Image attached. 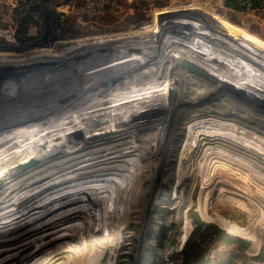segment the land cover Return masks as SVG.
<instances>
[{"label": "rangeland", "instance_id": "1", "mask_svg": "<svg viewBox=\"0 0 264 264\" xmlns=\"http://www.w3.org/2000/svg\"><path fill=\"white\" fill-rule=\"evenodd\" d=\"M0 28L15 29L14 40L0 39V67L36 66L23 95L13 91L19 84L0 85L15 96L0 99V149L12 152L2 162L16 160L0 167V258L22 259L5 264H26L80 237L92 244L115 229L120 234L105 243L51 264H186L190 249L191 264H264V0H0ZM39 54H58V66L19 63ZM130 56L156 68L129 72L117 80L129 86L119 90L110 74L114 93L124 99L132 89L139 99L119 101L90 133L94 123L78 117L102 78L90 67L105 71ZM181 64L195 83L183 97L182 75L177 83L169 68ZM225 76L252 87L234 88ZM83 80V96L67 104ZM53 104L64 108L53 112ZM176 104L183 109L175 116ZM40 112L47 115L38 120Z\"/></svg>", "mask_w": 264, "mask_h": 264}, {"label": "bare ground", "instance_id": "2", "mask_svg": "<svg viewBox=\"0 0 264 264\" xmlns=\"http://www.w3.org/2000/svg\"><path fill=\"white\" fill-rule=\"evenodd\" d=\"M126 42H124L123 44H125ZM112 44V42L109 44H107L108 46H110ZM137 45V44H136ZM121 46H124V45H121ZM131 46V45H130ZM168 46V45H167ZM91 47V46H90ZM112 45L110 46V49H112ZM137 47V46H136ZM135 47V48H136ZM114 48V47H113ZM115 49H116V47H115ZM132 49V48H131ZM130 49V50H131ZM134 51V50H133ZM155 51V50H154ZM78 54V53H77ZM109 54V53H108ZM171 54V53H170ZM152 55V54H151ZM107 56V55H106ZM33 57V56H32ZM34 57H40V58H38V59H31V60H29V61H25L24 59H21L22 61H24V62H22V61H20L19 63H26V62H32L33 64H35L34 62H36V60L37 61H44V62H51V63H53L54 61L56 62V59H60L61 57H58V54L57 55H55V56H51V55H48V54H46V55H44V54H39V55H37V56H34ZM33 57V58H34ZM152 57V56H151ZM53 58V59H52ZM178 58V57H177ZM103 59H106L107 60V58H103ZM69 60V59H68ZM92 60H96V61H98V59H92ZM140 60V61H139ZM161 60V59H160ZM147 60L146 59H144V58H137L136 56L135 57H133V56H130V58H128V59H123V57L122 58H120V59H118V57H117V61H116V63H110V64H108L107 66H105V68H106V70L105 71H102V70H99V69H97V66H96V64H93L91 67H90V69L89 70H92V71H96V70H98L99 72H101L100 73V75H102V78H100V81H98L97 80V86H96V88H95V91H94V93H93V95H90L89 97L87 96V97H85V102L83 101V103H81L80 105H84V107L82 108V109H80V106H79V112H80V114H78V117H81V118H83L84 116L87 118V119H90V121H89V125H91V124H93L91 127H90V129H89V132L91 133V131L93 130L92 128H94V127H97V124L100 122H102V117H104V116H106L107 117V112H109V109L110 108H112L114 105L115 106H117V105H119V104H121V103H124V102H128V101H135V100H138L139 99V97H138V93L137 92H135V93H131L132 92V89H131V92L129 93V94H127V95H125V97H124V99H122L123 98V96L122 95H120V93H117L118 91L117 90H115L116 88H114V87H112L113 85H111V83L110 82H108V77H109V75L111 74V76H117V78L115 79V81H116V86H117V89H118V87L120 88V89H122L123 88V86H125L124 88H126L127 86H129V85H127V83L126 84H123V85H121V84H118L117 83V80H119V78H124V77H126L127 76V74L129 73V72H132V73H135V72H137V73H140V74H143V73H147V71L150 69V68H156L154 65H152V63H153V61L151 60L150 62L148 61L147 63H145ZM205 61V60H204ZM44 62H43V64H44ZM67 62V61H66ZM126 62V63H125ZM139 62H140V64H139ZM141 62H143V64H141ZM154 62H155V60H154ZM150 63V64H149ZM163 63V62H162ZM170 63V62H169ZM181 63V62H180ZM185 63H187L188 65H189V63L188 62H186L185 61ZM1 64V63H0ZM31 64V63H30ZM41 64V63H40ZM50 64V63H49ZM87 63H86V61H85V68L86 67H88L87 65H86ZM160 64V63H159ZM171 64V63H170ZM208 64H210V63H207V65ZM14 65H16V64H14ZM25 65V64H24ZM29 65V64H28ZM32 65V64H31ZM45 65V64H44ZM116 65V67L117 66H119V68H117L119 71H117L114 75H112V73L110 72V69H112L114 66ZM174 65V64H173ZM185 65V64H184ZM184 65H179V68H178V66H177V68H176V65H175V68H173L172 66H170L169 68H172L173 70H175V72H174V74H173V76L171 77L173 80H175L177 83H179L178 82V79H176V77L175 76H179V75H182L181 77H182V79L180 80L179 79V81H180V87H179V92H180V95L179 96H184L183 94H184V92H186V90H187V87H188V85H189V83H194V80H193V78H192V82H191V79L189 78V75L187 76V72L186 71H183L185 68H187L186 66H185V68H184ZM187 65V66H188ZM206 65V66H207ZM8 66V65H7ZM10 66V65H9ZM12 66V65H11ZM41 66V65H40ZM101 66V65H100ZM160 66V65H159ZM180 66L181 67H183L182 69L180 68ZM199 66V65H198ZM202 66V65H201ZM209 66H212V67H214V68H216L215 66H213V64H210ZM2 67H4V66H2ZM13 67H15V66H13ZM38 67V66H37ZM42 67H43V65H42ZM45 67V66H44ZM52 67V66H51ZM50 67V68H51ZM195 67H197V66H195ZM194 67V68H195ZM39 68V67H38ZM136 68V70H134V72H133V69H135ZM102 69V68H101ZM104 69V68H103ZM177 69V70H176ZM208 69V68H207ZM217 69V68H216ZM220 69V68H219ZM35 70H37V69H35ZM39 70H42V68L41 69H39ZM45 70H46V68H45ZM48 70V69H47ZM153 70V69H152ZM186 70V69H185ZM188 70V69H187ZM211 70V69H210ZM25 71H27V70H25ZM67 71H69L70 73H71V70H67ZM66 71V72H67ZM97 71V72H98ZM113 71V70H112ZM229 71V70H228ZM30 72H31V70H30ZM35 72V71H34ZM157 72V71H156ZM199 72H200V70H199ZM203 72H204V70H203ZM203 72L201 73V74H203ZM206 72V71H205ZM39 73H40V71H39ZM68 73V72H67ZM131 73V74H132ZM172 73V72H171ZM220 73H221V71H220ZM222 73H224L225 74V71H223L222 70ZM230 73V72H229ZM46 75V78H48V76L49 75H52V73H45ZM56 74V73H55ZM87 74H89V73H87ZM38 75V74H37ZM62 75V74H61ZM135 75V74H134ZM153 75V74H152ZM213 75V74H212ZM56 76V75H55ZM57 76H59V74L57 75ZM72 76V75H71ZM222 76H223V74H222ZM62 77H64V75L62 76ZM61 77V78H62ZM132 77H134V76H132ZM194 77V76H193ZM228 77V76H227ZM226 76L224 77L225 79L227 78ZM238 77V76H237ZM61 78H58V77H56L55 79H53L52 80V77L50 76L49 77V79H48V81H53V82H55V80L57 81V80H60ZM73 78V77H72ZM129 78H131V77H129ZM179 78V77H178ZM197 78V80L199 81V79H198V77H196ZM230 77H228L227 79H229ZM232 78V77H231ZM31 79V78H30ZM165 79V78H164ZM194 79H195V77H194ZM205 79V78H204ZM222 79V78H221ZM224 79V80H225ZM234 79V78H233ZM232 79V80H233ZM236 79H239L238 80V82H240V78H236ZM44 80V79H43ZM76 80V79H75ZM128 80H130V79H128ZM131 80H133V79H131ZM161 80V79H160ZM184 80V81H183ZM206 80V79H205ZM220 80V79H219ZM223 80V79H222ZM242 80V79H241ZM135 82H137V80H134ZM134 81H132V82H134ZM183 81V82H182ZM185 81H187V82H185ZM200 81L202 82V84L204 83V81H203V79H200ZM228 81V80H227ZM226 81V82H227ZM229 81H231V79H229ZM234 81H236V80H233V82ZM244 81V80H243ZM248 81V80H247ZM27 82V81H26ZM25 82V83H26ZM86 82H88V81H85V83ZM197 82V81H196ZM232 81L230 82V84H233V85H235V83H233ZM246 84H240L241 86H239V85H237V83H236V86H239V87H241L242 89H244L245 91H248V89L249 88H251L252 86L251 85H249L246 81H244ZM249 82H251L250 80H249ZM84 83V80L82 81V82H79V83H76L75 85H80L79 87H81L79 90H78V92H80L79 93V95H77L76 97H74L73 98V96L71 97L72 99L70 100V99H68V103L67 104H70V103H72V102H74L75 100H77L78 98H81L82 96H83V88H86L87 87V84H85V85H83L82 86V84ZM200 83V82H199ZM51 84V83H50ZM67 84V83H66ZM65 84V85H66ZM134 84H136V83H133V85ZM173 84V83H172ZM195 84V83H194ZM223 84H224V82H223ZM228 84H229V82H228ZM24 85V84H23ZM23 85H18L20 88H18L17 89V87H15L16 89L15 90H13L14 91V93H17V95H23V93H26L27 92V90L26 89H24L23 88ZM43 85L44 84H42V86L38 89V90H42V89H45V88H43ZM68 85V84H67ZM159 85V84H158ZM161 85V84H160ZM178 85V84H177ZM198 85V84H197ZM201 85V84H200ZM222 85V84H221ZM14 86V85H13ZM52 86V85H51ZM61 86V85H60ZM63 86V85H62ZM74 86V85H73ZM72 86V87H73ZM162 86H163V84H162ZM9 87V86H8ZM59 87V86H58ZM67 87V86H66ZM170 86H168V88H169ZM197 87V86H196ZM217 87V86H216ZM55 88V87H54ZM114 88V89H113ZM133 88H134V86H133ZM138 88V87H137ZM198 88V87H197ZM212 89L214 88V86L213 87H211ZM29 89V88H28ZM52 89V88H51ZM136 89V88H135ZM162 89H163V87H162ZM170 91H171V93L173 94V96H174V99H175V96H176V93L174 92V91H172V89H173V87H170ZM175 89V88H174ZM9 90V89H8ZM53 90V89H52ZM66 90H68V89H66ZM65 90V91H66ZM119 90V89H118ZM124 90V89H123ZM151 90V89H150ZM195 90V89H194ZM198 90V89H197ZM1 92H2V94H0V99H2L3 101L4 100H9V99H11L10 97L11 96H14V93H12L13 95H9V91L8 92H4V91H2V90H0ZM114 91H117L116 93H114ZM122 91V90H121ZM125 91V90H124ZM127 91H129V90H127ZM135 90H133V92H134ZM146 91V90H145ZM153 91H155V90H153ZM201 91V90H200ZM240 91V90H239ZM244 91V92H245ZM254 91V90H253ZM0 92V93H1ZM152 92V91H151ZM229 92V91H228ZM241 92V91H240ZM7 93H8V95H7ZM75 93V92H74ZM256 93V92H255ZM254 93V94H255ZM121 94H123V92L121 93ZM227 94V93H226ZM16 95V94H15ZM25 95V94H24ZM67 95V94H66ZM65 94H64V96H66ZM159 95V94H158ZM163 95V94H162ZM215 95V94H214ZM237 95V94H236ZM257 95V94H256ZM54 96V95H53ZM143 96H144V94H143ZM223 96H225V95H223ZM229 96V95H228ZM15 97V96H14ZM60 97V96H59ZM181 97V98H182ZM215 97H218V96H215ZM49 98V97H48ZM63 98H65V97H63ZM132 98V99H131ZM141 98H143V97H141ZM140 98V99H141ZM226 98H227V95H226ZM250 98V97H249ZM56 99V98H55ZM131 99V100H130ZM159 99V98H158ZM157 99V100H158ZM1 100V101H2ZM58 100V99H57ZM122 100V102L121 103H119V101H121ZM160 100V99H159ZM183 100H184V98H183ZM236 100V99H235ZM56 101V100H55ZM55 101L53 102V103H55ZM64 101V100H63ZM78 102V101H77ZM76 101H75V103H77ZM81 102V101H80ZM178 102H180L179 101V99H178V101H176V99H175V102H174V104L175 103H177L178 104ZM197 102V101H196ZM235 102V101H234ZM237 102V101H236ZM52 102H50V104H51ZM189 103V102H188ZM47 104H49V103H46L45 105H44V107H46V105ZM79 104V103H78ZM126 104V103H125ZM176 104V107L174 108V109H172V111H177V114H175V116L176 115H178V112L180 111H182V109H179L178 107H180L181 105H177ZM192 104V103H191ZM11 105V104H10ZM183 105V104H182ZM26 106V105H25ZM51 106H53L52 107V111L53 112H55V109H59V107H62V108H64L62 105L61 106H58V108H56L55 106V104H53V105H51ZM66 106V105H65ZM72 106H74V105H72ZM152 106V105H151ZM178 106V107H177ZM3 107V106H2ZM1 107V108H2ZM4 107H5V105H4ZM21 107V106H20ZM20 107L18 108V107H15V109L17 108V110L18 111H20L21 109H20ZM29 107V106H28ZM55 107V108H54ZM70 107H71V105H70ZM12 108H14V106L12 107ZM24 108V107H23ZM41 108V107H40ZM75 108V107H74ZM7 109V108H6ZM25 109V108H24ZM30 109L32 110L33 109V111L34 110H36V108L33 106H30ZM44 109V108H43ZM46 110V109H45ZM50 110V111H51ZM171 110V109H170ZM169 110V111H170ZM184 110H185V108H184ZM183 110V111H184ZM29 111V110H28ZM33 111H31V112H33ZM15 111H13V115L14 114H16L17 112H15ZM18 113H23L22 111L21 112H18ZM50 112H48V114H49ZM76 113H78V112H76ZM130 113V112H129ZM171 113V112H170ZM182 113V112H181ZM4 114V113H3ZM27 114V113H26ZM37 114V113H36ZM174 113H172V115H173ZM239 114V113H238ZM17 116H19V114H16ZM15 115V116H16ZM23 115V114H22ZM45 115H47V113H41L40 112V115H39V117H38V120H39V118H42V117H44ZM62 115V114H61ZM2 116V115H1ZM0 116V117H1ZM24 116H25V114L22 116L23 118H24ZM119 116V115H118ZM168 116V115H167ZM5 117V116H4ZM122 117V116H121ZM174 117V116H173ZM6 118H7V116H6ZM31 118V117H30ZM37 118V117H36ZM54 118V117H53ZM73 118V117H72ZM109 118H110V116H109ZM124 118H125V116H124ZM12 119H14V118H12ZM34 119V118H33ZM108 119V118H107ZM112 119H114V118H112ZM5 120H7V119H5ZM93 120V121H92ZM111 120V119H110ZM210 120V119H209ZM25 121H27V120H25ZM75 121H77V120H75ZM83 121H85V120H83ZM82 121V122H83ZM88 121V120H87ZM86 121V122H87ZM103 121H104V119H103ZM9 122V121H8ZM16 122V121H15ZM22 121H20V122H18L19 123V125H21L22 123H21ZM113 122H114V120H113ZM112 122V123H113ZM10 123V122H9ZM8 123V124H9ZM73 123V122H72ZM104 123V122H103ZM121 123V122H120ZM142 123V122H141ZM151 123V122H150ZM161 123V122H160ZM160 123L158 124V122L156 123V124H158V125H160ZM25 124V123H24ZM24 124H22L23 126H24ZM81 124V123H80ZM79 124V125H80ZM86 124H88V122L86 123ZM115 124V123H114ZM28 125V124H27ZM77 125V124H76ZM82 125V124H81ZM88 125V126H89ZM166 125V124H165ZM4 126V125H3ZM74 126V125H73ZM87 126V127H88ZM112 126V125H111ZM1 127V126H0ZM13 127V126H12ZM16 127V126H15ZM20 126H18L17 128H19ZM24 127H27V126H24ZM83 127H84V125H83ZM86 127V128H87ZM99 127V126H98ZM97 127V128H98ZM139 128H142L143 126H138ZM21 128V127H20ZM23 128V127H22ZM32 128V127H31ZM42 128V127H41ZM52 128V127H51ZM67 128V127H66ZM82 128V127H81ZM80 128V129H81ZM89 128V127H88ZM133 128V127H132ZM5 129V128H4ZM36 129V128H35ZM50 129V128H49ZM77 129V128H76ZM84 129V128H83ZM96 129V128H95ZM113 129V128H112ZM126 129V128H125ZM18 130V129H17ZM31 130V129H30ZM72 130V129H71ZM82 130V129H81ZM97 130H99V129H97ZM164 130V129H163ZM10 131V130H9ZM111 131H113V132H117L116 130L114 131V130H111ZM125 132H126V130H124ZM228 131V130H227ZM14 132H16V131H14ZM29 132V131H28ZM78 132V131H77ZM89 132H86V134L87 133H89ZM107 132V131H106ZM125 132H122L121 134H119V136L120 135H123ZM21 133V132H20ZM50 133V132H49ZM48 133V134H49ZM75 134H76V132H74ZM112 133V132H111ZM25 134V133H24ZM71 134H72V132H71ZM80 134V133H79ZM114 134V133H113ZM113 134H111V135H113ZM1 135H2V133H1ZM9 135H12L11 133L9 134ZM16 135L17 136H19L18 135V133H16ZM46 135V134H45ZM80 135H82V134H80ZM80 135H78L79 137H81ZM118 135V134H117ZM129 135V134H128ZM78 136H77V138H78ZM1 137H3V135L1 136ZM5 137H6V135H5ZM15 137V136H14ZM13 137V135H12V139L14 138ZM66 137V136H65ZM128 137V136H127ZM131 137V136H130ZM8 138H9V136H8ZM11 138V137H10ZM9 138V139H10ZM27 138V137H26ZM86 138V140H87V138H88V136H86L85 137ZM84 138V139H85ZM110 138V137H109ZM111 138H113V136L111 137ZM115 138V137H114ZM134 138V137H133ZM8 139V140H9ZM21 139V138H20ZM76 139V138H75ZM81 139H82V137H81ZM81 139H79V141H81ZM92 138H90V140H91ZM170 139V138H169ZM5 140H7V139H5ZM17 140V139H16ZM71 140V139H70ZM89 140V139H88ZM107 140V139H106ZM23 141V140H22ZM32 141V140H31ZM69 141V140H68ZM71 141H73V139L71 140ZM102 141V140H101ZM104 141V140H103ZM170 141V140H169ZM168 140H167V142H169ZM16 142V141H15ZM18 142V141H17ZM82 143H84L83 141H81ZM92 142V141H91ZM167 142H165V144L167 143ZM19 143H21L20 141H19ZM19 143H15V144H19ZM40 143V142H39ZM67 143V142H66ZM86 143V142H85ZM84 143V144H85ZM90 143V142H89ZM135 143V142H134ZM70 144H72V143H70ZM154 144H156V143H154ZM1 145V144H0ZM9 145V144H8ZM32 145V144H31ZM68 145V144H67ZM88 145H90V144H88ZM10 146V145H9ZM25 146V145H24ZM43 146V145H42ZM51 146V145H50ZM5 148H6V151H4L3 149H0V167H6V166H9L10 164H14V162H16V160L15 161H10V162H7V161H5L6 162V164L5 165H3V162H4V158H5V160H6V158L8 157V155H11L12 154V152H9V151H7V146L5 145L4 146ZM13 147V146H12ZM17 147V146H16ZM46 147H49V146H46ZM11 148V147H10ZM15 148V147H14ZM13 148V149H14ZM44 148V147H43ZM17 149V148H16ZM20 150V149H19ZM44 150V149H43ZM59 150V149H58ZM57 150V151H58ZM61 150H62V148H61ZM93 150V149H92ZM13 151V150H12ZM15 151V150H14ZM56 151V150H55ZM249 151V150H248ZM39 152V151H38ZM42 152H44V151H42ZM4 153V154H3ZM11 153V154H10ZM6 154V155H5ZM19 154H21V152L19 153ZM18 154V155H19ZM17 155V154H16ZM43 154H41V155H39V156H42ZM46 155V153L43 155V156H45ZM110 155V154H109ZM7 156V157H6ZM37 157V156H36ZM136 157V156H135ZM12 159V158H11ZM21 159V158H20ZM19 159V160H20ZM22 159H24L23 157H22ZM38 159V158H37ZM40 159V158H39ZM2 160H3V162H2ZM27 160V159H26ZM36 160V159H35ZM59 160V159H58ZM21 161V160H20ZM29 161V160H28ZM37 161V160H36ZM81 162V161H80ZM122 162V161H121ZM21 163V162H20ZM88 163V162H87ZM22 164V163H21ZM34 164V163H33ZM12 165H10V167H12ZM16 165V164H15ZM14 165V166H15ZM27 165V164H26ZM42 165V164H41ZM76 165V164H75ZM17 166V165H16ZM15 166V167H16ZM20 166V165H19ZM38 167V166H37ZM23 168V167H22ZM22 168H20V170H22ZM29 168V167H28ZM3 169V168H2ZM7 169H8V167H7ZM16 169H17V167H16ZM16 169H14L13 168V170H16ZM42 169V168H41ZM18 170V169H17ZM129 171V170H128ZM31 172V171H30ZM72 172V171H71ZM13 173H14V171H13ZM13 173H11V175L13 174ZM28 173V172H27ZM26 173V174H27ZM13 175H15V174H13ZM17 175V174H16ZM159 175V174H158ZM5 176V175H4ZM3 176V177H4ZM8 176H9V174H8ZM5 178V177H4ZM9 178H11V176L9 177ZM23 178V177H22ZM1 179V178H0ZM3 179V178H2ZM1 179V180H2ZM5 179H7V178H5ZM4 180V179H3ZM2 180V181H3ZM8 180H10V179H8ZM8 180H6V181H8ZM18 180V178H15V179H13V180H11V181H9L7 184H5L4 186H3V189H6L7 187L9 188L10 186H12L16 181ZM20 180H21V177H20ZM5 181V182H6ZM12 182V183H11ZM9 183H11V184H9ZM9 184V185H8ZM264 192V191H263ZM243 194V193H242ZM15 199V198H14ZM134 199V198H133ZM33 204V203H32ZM13 206V205H12ZM5 207H6V205H5ZM9 207H11V205L9 206ZM16 207V206H15ZM32 207V206H31ZM43 207V206H42ZM14 208V207H13ZM12 207H11V209H13ZM150 208V207H149ZM33 216V215H32ZM23 222V221H22ZM10 223V222H9ZM25 224V223H24ZM8 225V224H7ZM2 226V225H1ZM6 226V225H5ZM228 226H235V227H238L237 225H232V224H230V225H228ZM21 227V226H20ZM38 227V226H37ZM6 228V227H5ZM32 229L34 228V227H31ZM41 228V227H40ZM50 229V228H49ZM48 229V230H49ZM3 230H4V228H3ZM42 230V229H41ZM236 230H238V229H236ZM34 231V230H33ZM39 231V230H38ZM51 231V230H50ZM13 232V231H12ZM45 232H47V231H45ZM114 232V233H113ZM113 232H108V231H102V232H100L96 237H95V241H92L93 243L92 244H90V241L87 239V237L85 236V237H80L77 241H75L74 243H71L70 245H67L65 248H62V249H60L59 251H57L56 253H52V252H49V253H45V254H42L41 256H39V257H37L36 259H33L32 261H29L28 263H26V264H51V263H53V260L55 259V256H57V255H59V254H62V253H66V255L65 256H68V258H70L71 260H72V258H73V255H82L83 254V252L85 251V248L86 247H88V246H90V245H92V246H95V245H100V244H103V243H105V241L106 240H108L109 238H112V237H114V236H117V235H119L120 234V231H119V229H115ZM7 233V232H6ZM112 233V234H111ZM11 234V233H10ZM37 234V233H36ZM29 235V234H28ZM33 235V234H32ZM81 236V235H80ZM30 237V236H29ZM34 237V236H33ZM28 238V237H27ZM40 238V237H39ZM251 238H255V235L254 236H252ZM25 239V238H24ZM38 239V238H37ZM94 239V238H93ZM28 240V239H27ZM28 243V242H27ZM22 244V243H21ZM21 244H19V245H21ZM24 244V243H23ZM22 244V245H23ZM14 248V247H13ZM12 248V249H13ZM11 249V248H10ZM6 251H8V250H6ZM17 251V250H16ZM14 252V251H13ZM18 252V251H17ZM23 252V251H22ZM17 255V254H16ZM9 256H11V254H9V255H5L4 257H1L0 258V263H4V262H6V261H9V262H14V261H17V260H22V259H16V260H14V257H17V256H19V255H17V256H13V258L11 257H9ZM61 256V255H60ZM8 257V258H7ZM5 259V260H2V259ZM19 258H21V257H19ZM74 259V258H73ZM86 261V260H85ZM18 263V262H17ZM71 263V262H70ZM5 264V263H4ZM14 264V263H13Z\"/></svg>", "mask_w": 264, "mask_h": 264}, {"label": "water", "instance_id": "3", "mask_svg": "<svg viewBox=\"0 0 264 264\" xmlns=\"http://www.w3.org/2000/svg\"><path fill=\"white\" fill-rule=\"evenodd\" d=\"M55 66H58L57 62H54ZM31 70H33L36 66H29ZM25 69H29L28 67L21 66V67H0V85L3 87L12 86L13 84L22 85L29 79L28 75L30 74L29 71H24ZM234 88L236 86L232 84H228ZM240 89V88H237ZM241 90V89H240Z\"/></svg>", "mask_w": 264, "mask_h": 264}, {"label": "built area", "instance_id": "4", "mask_svg": "<svg viewBox=\"0 0 264 264\" xmlns=\"http://www.w3.org/2000/svg\"><path fill=\"white\" fill-rule=\"evenodd\" d=\"M15 29L12 28H0V39L5 41L14 40ZM11 42V41H10Z\"/></svg>", "mask_w": 264, "mask_h": 264}, {"label": "trees", "instance_id": "5", "mask_svg": "<svg viewBox=\"0 0 264 264\" xmlns=\"http://www.w3.org/2000/svg\"><path fill=\"white\" fill-rule=\"evenodd\" d=\"M217 234L218 235H223L224 234V232H223V230L222 229H218L217 230ZM184 254H185V259H186V264H191V260H190V255L191 254H189V253H191V249L190 250H188V252H183Z\"/></svg>", "mask_w": 264, "mask_h": 264}]
</instances>
